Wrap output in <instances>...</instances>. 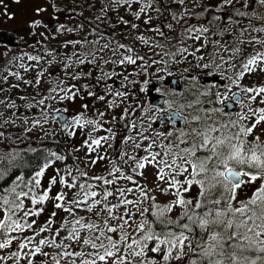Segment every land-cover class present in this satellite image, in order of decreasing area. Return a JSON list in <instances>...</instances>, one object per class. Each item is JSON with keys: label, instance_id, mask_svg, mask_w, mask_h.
Listing matches in <instances>:
<instances>
[{"label": "snow or ice", "instance_id": "obj_1", "mask_svg": "<svg viewBox=\"0 0 264 264\" xmlns=\"http://www.w3.org/2000/svg\"><path fill=\"white\" fill-rule=\"evenodd\" d=\"M61 8L89 16L46 24ZM31 12L28 50L0 61V140L17 139L9 125L54 135L51 119L79 131L81 155L61 168L62 152L44 149L15 175L23 153L0 151V264H264V0H48ZM194 69L219 79L200 84ZM22 86L32 92L3 94ZM152 92L163 108L140 99ZM77 96L93 104L65 114Z\"/></svg>", "mask_w": 264, "mask_h": 264}, {"label": "rangeland", "instance_id": "obj_2", "mask_svg": "<svg viewBox=\"0 0 264 264\" xmlns=\"http://www.w3.org/2000/svg\"><path fill=\"white\" fill-rule=\"evenodd\" d=\"M4 1H7V0H4ZM43 2H48V0H17V1H14L13 5H12V9L14 10L13 13L15 14L13 18H3V17L0 16V27L1 28L12 30V31H14L16 33L17 36L24 37L22 45H20V46L8 47V46L0 44V61H3L4 50H5L6 47L11 49V51L9 53V57L13 53H15L16 51H19L21 49H24L25 51L28 50V49L24 48V45L25 44L31 45L32 38H30L28 35H26V32L28 31L26 20L29 17L32 16V12H31L32 7L35 6L38 3H43ZM83 2H84V0H66L68 8H73L74 5L79 7L81 4H83ZM89 2H91V0H89ZM1 6L2 5H0V7ZM97 7H99V4H97ZM41 15H42V18H44V19H45V17L46 18L48 17V20H50V23L46 19H45V23L51 26L53 23H57V22H59V23H67V24L80 23L84 17H88L89 16V11L88 10H84L83 11V16L81 17V19H74L73 13L67 11L64 8H61L59 10V14L58 15H55V14L50 15L49 11H46V12L42 13ZM108 15H109L110 18H113V19L115 17V14L111 13V12ZM153 23H155V21H153ZM42 30L43 29H38V31H42ZM52 30H55L54 27L52 28ZM68 35H69V37H74L75 36L74 33L73 34H68ZM36 38H39V37H36ZM49 42H50L52 47H56V43H55V41H53L51 39V37H49ZM33 51H35V49H33ZM40 54L41 55H45L43 52H40ZM46 58H48V57H46ZM83 70L84 71H88L89 68L86 67ZM198 70H200V69H194L192 71V74H196V72ZM29 75H34V70H33L32 73H29ZM186 78L187 77L185 75V79ZM245 82L247 83L248 81H245ZM199 83L201 84L200 81H199ZM0 87H2V85H0ZM181 87H183V84H181ZM125 90H130V89L128 88V86H125ZM214 90H216V89H214ZM17 92H19L21 94L31 93L32 89L28 88V87H25V86H22L20 89H13L10 94L7 93V92H5L3 94L9 95V99H13L14 97H16V93ZM192 98H194V97L191 94H189L186 97V99H192ZM129 99H132V97L130 96ZM140 99L141 100L147 99V95L141 94ZM14 102H17V103H20V104L24 103L23 101H20L18 99H16ZM83 103H87L89 106H91L93 104V100L91 98H88L87 96H77V102L76 103L68 102L67 104L60 105L59 107L61 109H65L66 111L75 112V111H80L79 105L83 104ZM52 106L53 107H57L55 104L52 105ZM193 107L195 108V107H197V105H193ZM236 110H238V106H237V108L234 111H236ZM0 111H3V110L0 109ZM18 111L21 114H23V115H30V113L26 109H24L23 107L18 109ZM116 111H120V108H117ZM153 111H155V110H153ZM49 128H51L53 130V132L55 133L54 135H47L46 134L44 136H40L39 132L41 131V129L37 128V130L35 132H31V133H29L26 136H29V137L56 138V139L62 141L69 151H70V149H72V146H73L74 143H78L80 141L81 134L79 133L78 130H77L76 135H75L74 138L73 137H65L64 135L61 134V132L56 131V129L58 128V125L56 124V121L51 120V119H49L48 125L43 127V131L45 133H48V129ZM159 128H161V127H159ZM7 130L11 131L13 136L17 138V139L9 138L8 140L16 142V141H19L21 139L19 127L12 128L9 125ZM0 131H5V128L2 125H0ZM100 131H102V130H98V132H100ZM7 146H8V141L5 142L3 140H0V149L2 151H8V147ZM70 153H71L72 156L81 155V153H79V152L73 153L72 151H70ZM99 163L100 162H98V165H97V168L95 169V171L99 170ZM64 164H67V163H63V162H59V161H55L54 162V166L55 167H61L62 168ZM67 165L71 166L72 164H67ZM52 171H53L52 167H50L49 169L46 170V174H45V177H44L45 180L47 178V175H50L52 173ZM150 179H151V177H150ZM54 190L55 189H53V191ZM188 195L194 196L195 195V191L194 190L190 191L188 193ZM242 196H243V193H240V195L238 196V199L242 198ZM48 211H49V209L45 208L44 212L40 215V221H42L46 217V215L48 214ZM177 212H178V208H177Z\"/></svg>", "mask_w": 264, "mask_h": 264}, {"label": "trees", "instance_id": "obj_3", "mask_svg": "<svg viewBox=\"0 0 264 264\" xmlns=\"http://www.w3.org/2000/svg\"><path fill=\"white\" fill-rule=\"evenodd\" d=\"M16 33L12 30H7L0 28V44L14 47L22 45V42L16 40ZM8 141V150H19L23 153V163L16 165L11 172H14L15 175H30L31 171L35 170V165L38 159L46 153L44 149H51L53 151H60L64 155L65 159L63 163L72 164L73 160L71 159L72 155L70 151L66 148L65 144L56 139L49 137H29L25 136L19 141ZM32 147L35 149V152H28L27 149ZM0 151H2L0 149Z\"/></svg>", "mask_w": 264, "mask_h": 264}, {"label": "flooded vegetation", "instance_id": "obj_4", "mask_svg": "<svg viewBox=\"0 0 264 264\" xmlns=\"http://www.w3.org/2000/svg\"><path fill=\"white\" fill-rule=\"evenodd\" d=\"M14 1H17V0H7V1H4L3 5L0 7V16L3 17V18H6L4 15H3V8L6 7L8 11H11V12H14V10L12 9V5L14 3ZM46 20H48V17L46 18ZM48 22L50 23V20H48ZM55 24V23H53ZM52 24V25H53ZM1 28V27H0ZM9 30V29H7ZM197 72L200 73V77H199V81L201 82V84H205L207 85V83L209 82V79H219L218 76L214 77L213 74L210 72V71H200L198 70ZM196 72V73H197ZM192 74V73H191ZM223 103V102H222ZM235 109H233L234 111ZM161 126H157V128H159ZM162 128V127H161ZM241 193H243L241 191Z\"/></svg>", "mask_w": 264, "mask_h": 264}, {"label": "water", "instance_id": "obj_5", "mask_svg": "<svg viewBox=\"0 0 264 264\" xmlns=\"http://www.w3.org/2000/svg\"><path fill=\"white\" fill-rule=\"evenodd\" d=\"M179 81L177 76H173L170 80V84H176ZM149 102L150 103H156L161 105V101H160V96L158 94H156L155 92H152L150 94H147ZM232 108H229V110H231ZM65 114H72V112H65ZM162 121L163 126H164V121L163 120H159ZM156 125H158V122L156 123Z\"/></svg>", "mask_w": 264, "mask_h": 264}]
</instances>
